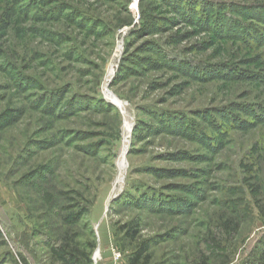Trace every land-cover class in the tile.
I'll return each mask as SVG.
<instances>
[{
    "label": "rangeland",
    "instance_id": "rangeland-1",
    "mask_svg": "<svg viewBox=\"0 0 264 264\" xmlns=\"http://www.w3.org/2000/svg\"><path fill=\"white\" fill-rule=\"evenodd\" d=\"M68 232L79 264H264V0H0V264Z\"/></svg>",
    "mask_w": 264,
    "mask_h": 264
},
{
    "label": "trees",
    "instance_id": "trees-1",
    "mask_svg": "<svg viewBox=\"0 0 264 264\" xmlns=\"http://www.w3.org/2000/svg\"><path fill=\"white\" fill-rule=\"evenodd\" d=\"M127 226H124V228ZM126 229V228H125ZM137 225H132L128 230L127 234L130 236V239H134L137 233ZM127 235V236H128ZM145 243V242H144ZM80 244L76 240L74 234L69 232L65 235V240L61 246L57 249L59 253V260L63 261L65 264H79L81 261L86 263L90 262V254L88 250L81 251ZM95 244H89L87 249H93ZM148 242L145 243L138 251L134 252L132 258L130 259V264H148L150 258L146 255L148 249ZM197 264H206V261H200Z\"/></svg>",
    "mask_w": 264,
    "mask_h": 264
},
{
    "label": "bare ground",
    "instance_id": "bare-ground-1",
    "mask_svg": "<svg viewBox=\"0 0 264 264\" xmlns=\"http://www.w3.org/2000/svg\"><path fill=\"white\" fill-rule=\"evenodd\" d=\"M122 50V49H121ZM112 71L113 69L111 70L110 72V75L112 74ZM111 78V77H110ZM110 80V79H109ZM110 95V94H109ZM108 95V96H109ZM113 101H115V103L118 105V106H122V103L120 100H118L117 98H115L114 96L113 97H110ZM109 98V99H110ZM129 122V121H128ZM133 123V122H132ZM132 123L129 122L127 123L126 125V128H125V134H124V137H125V142H124V146L122 148V154H121V158H120V162H119V167L121 168V174L118 178V180H116L117 182H121L123 180V177H124V171L126 169V157H127V150H128V147H129V142H130V134H131V130H132ZM116 182V183H117ZM119 188V187H118Z\"/></svg>",
    "mask_w": 264,
    "mask_h": 264
},
{
    "label": "built area",
    "instance_id": "built-area-1",
    "mask_svg": "<svg viewBox=\"0 0 264 264\" xmlns=\"http://www.w3.org/2000/svg\"><path fill=\"white\" fill-rule=\"evenodd\" d=\"M117 257H121V252H118V251L116 252V258Z\"/></svg>",
    "mask_w": 264,
    "mask_h": 264
}]
</instances>
